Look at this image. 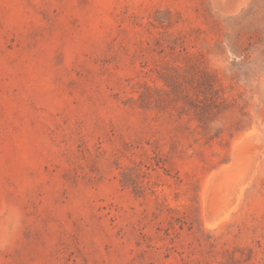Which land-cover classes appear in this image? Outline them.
<instances>
[{
	"label": "rangeland",
	"instance_id": "374dc122",
	"mask_svg": "<svg viewBox=\"0 0 264 264\" xmlns=\"http://www.w3.org/2000/svg\"><path fill=\"white\" fill-rule=\"evenodd\" d=\"M0 264H264V0H0Z\"/></svg>",
	"mask_w": 264,
	"mask_h": 264
}]
</instances>
